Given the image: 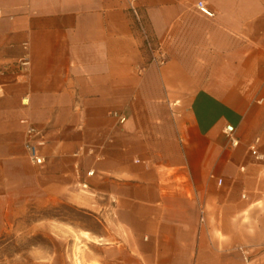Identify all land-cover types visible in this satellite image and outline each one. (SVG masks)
Wrapping results in <instances>:
<instances>
[{
  "label": "crops",
  "instance_id": "0c3cea01",
  "mask_svg": "<svg viewBox=\"0 0 264 264\" xmlns=\"http://www.w3.org/2000/svg\"><path fill=\"white\" fill-rule=\"evenodd\" d=\"M0 13L3 211L76 208L84 219L55 232L70 229L82 264H264L250 151L264 154V0H0Z\"/></svg>",
  "mask_w": 264,
  "mask_h": 264
},
{
  "label": "rangeland",
  "instance_id": "374dc122",
  "mask_svg": "<svg viewBox=\"0 0 264 264\" xmlns=\"http://www.w3.org/2000/svg\"><path fill=\"white\" fill-rule=\"evenodd\" d=\"M82 219V214L67 204L30 205L13 211L0 208V264H82L81 249L76 240L71 241L70 229L55 232L56 221L69 224ZM42 221H47L46 226Z\"/></svg>",
  "mask_w": 264,
  "mask_h": 264
},
{
  "label": "built area",
  "instance_id": "2783aa9c",
  "mask_svg": "<svg viewBox=\"0 0 264 264\" xmlns=\"http://www.w3.org/2000/svg\"><path fill=\"white\" fill-rule=\"evenodd\" d=\"M196 8L197 10L208 16V17H212L213 13L208 9L206 3H204L203 1H198L196 3ZM131 13L132 15L136 18V20L138 21V23H141V19L139 17V12L137 11V9L135 7H132L131 9ZM1 16V13H0ZM145 44L148 46V49H151V51H154L153 47L151 46V42L149 41V39H147V37H145ZM154 60L156 59L155 57H153ZM156 61L159 64H162L164 62V57L162 54H160V56L156 59ZM112 115L117 117L119 122L122 123L124 122V117H122L121 115H118L116 112H112ZM225 134L227 135V137L230 140V143L232 146H236L238 145V140L233 136V132H234V128L231 125H227L224 129ZM27 135H28V142L26 144V149L28 152V158L30 160V162L34 165H41L44 162V157L40 154V147L42 146V142L39 140V136L40 133L38 130L29 127L27 129ZM258 142V140H256L251 146H250V151L253 154L254 158L256 160H264V154H261L257 151L256 148V143ZM91 173V172H89ZM218 183H221V180H218Z\"/></svg>",
  "mask_w": 264,
  "mask_h": 264
},
{
  "label": "bare ground",
  "instance_id": "6f19581e",
  "mask_svg": "<svg viewBox=\"0 0 264 264\" xmlns=\"http://www.w3.org/2000/svg\"><path fill=\"white\" fill-rule=\"evenodd\" d=\"M85 236V235H84ZM87 237V236H86ZM79 263V262H78Z\"/></svg>",
  "mask_w": 264,
  "mask_h": 264
}]
</instances>
